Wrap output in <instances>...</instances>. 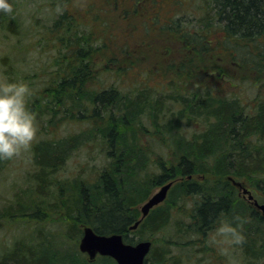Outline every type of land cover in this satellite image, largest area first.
Listing matches in <instances>:
<instances>
[{
    "label": "trees",
    "instance_id": "1",
    "mask_svg": "<svg viewBox=\"0 0 264 264\" xmlns=\"http://www.w3.org/2000/svg\"><path fill=\"white\" fill-rule=\"evenodd\" d=\"M188 1L198 3L196 12L202 16L190 11L193 21L180 18L174 26L155 30L178 37L182 54L188 53L174 61L178 69L174 75L184 86L192 79L193 70L201 81L228 83L215 85L213 81L211 87L203 89L198 83L194 90L184 87L186 97L180 99L112 85L96 88L94 82L105 80L108 73L101 72L90 56L95 48L81 41L74 18L62 12L48 28V48L52 46L57 53L63 50L65 62L48 70V85L28 96L27 106L36 120H45L44 131L31 146L33 187L25 191V202L16 198L15 208L11 205L0 211V218L39 224L61 215L62 243L55 241L59 237L54 234L48 235V240L40 235L18 237L0 253V264H79L74 256L81 257V264H116L101 256L89 262L77 251L82 227L103 235L121 234L125 243H135L128 228L139 218L137 204L148 198L151 187L169 181L173 185L166 206L154 208L139 223L133 231L138 233L136 241L143 240L145 233L151 237L162 231L172 216L178 215L171 208L183 203L187 211L178 215L176 232L187 236L188 243L192 236H204L217 228L230 213L235 198V188L226 177L246 182L254 197L264 203V0ZM135 3L142 2L134 0L130 9L134 13L138 10ZM130 10L121 13L122 20L129 19ZM150 22L156 24L157 20L153 17ZM5 29L12 32L7 26ZM146 31L150 33L148 27ZM211 32L216 35L212 40ZM107 47L103 39L97 49L102 54ZM208 55L228 60L231 73H227V66L207 71L208 65L203 63ZM232 69L240 75H232ZM240 86L252 94L245 102L240 98ZM71 122L89 127V135L81 140L62 137L59 133ZM94 137L104 159L103 166L95 170V179L89 174L80 179L61 177L69 152ZM143 138L161 145L150 149L153 158L143 152ZM6 159L0 158V171ZM146 166L148 172L144 171ZM50 198L52 207L44 215ZM256 221L260 225L254 229L245 221V231L238 236L249 261L257 252L243 239L251 240L254 246L264 244V218ZM66 245L75 247L73 254ZM152 246L144 264H168V260L176 264Z\"/></svg>",
    "mask_w": 264,
    "mask_h": 264
},
{
    "label": "rangeland",
    "instance_id": "2",
    "mask_svg": "<svg viewBox=\"0 0 264 264\" xmlns=\"http://www.w3.org/2000/svg\"><path fill=\"white\" fill-rule=\"evenodd\" d=\"M133 2L134 0H11L13 4L11 12L0 10V73L6 74L10 80L27 82L33 94L40 91L43 85H48V70L52 71L57 65L65 62L62 58L65 55L63 50L57 53L52 49V46L48 48V28L62 12H65L74 18V29L77 30L81 41L87 42L88 48H95L90 56L95 59L97 67H100L101 72L108 73L105 80L98 79L94 82L96 88L102 84L112 85L133 92L142 89L150 96L156 93L155 96H158V93H161L160 98H164L167 97L163 96L165 93L180 99L186 97L187 92L184 87H190L189 90H194L198 83L202 84L200 89L206 86L211 87L213 81L215 85L226 83L227 86L226 80L219 82L214 79L201 81L200 78L196 77V70L192 71V79L186 83L187 86H184L185 83H180L174 75L178 73L174 61L182 59L188 53L182 54L183 49L180 47L178 37L168 34L165 30L163 33L161 31L155 32L160 26L162 29L167 26H174L175 21L180 18L193 21L191 18H195L194 16H202L196 12L198 3H192L188 0H141L142 3L138 5L135 3L138 10L134 13L130 10ZM58 3L61 4L60 9L57 7ZM126 9L130 10V14L129 19L124 21L121 13ZM190 11H195L194 16L191 15ZM153 17L157 20L156 24L150 22ZM148 22L149 24L146 26ZM5 26L13 33L5 29ZM147 27L150 33H147ZM128 28L131 30L128 31ZM215 36L211 32L210 40ZM103 39L108 47L104 48L103 53L100 54L101 52L97 48ZM106 58H110L111 61L106 62ZM203 65H208L207 71L209 72L217 69L221 71L227 66V73H231L228 60L226 61L220 55L217 58H213V55L206 56ZM232 71V75L236 77L240 75L237 71L233 69ZM117 75L118 77H116ZM174 80L177 81L176 94L173 93ZM242 88L243 86H240V98L245 102L252 97V94L245 93ZM36 124L37 134L30 147L8 157L4 168L0 171V211L11 207V205L15 208L16 198L22 197L21 201L25 202V191H32L31 173L34 172L35 168L31 146L39 140L40 135L38 133L44 131V118L36 120ZM71 124L72 122L67 123L63 127L59 133L62 137L76 136L75 140H81L89 133V127L82 124ZM88 141L89 143L69 152L61 177L80 179L89 174L91 180L95 179V170L103 166L104 159L99 153L101 148L98 147L97 138L94 137ZM142 144L143 152L151 153L152 158L154 154L150 149H157V146H161L159 143L153 144L149 138H143ZM144 171H149L148 166L144 168ZM200 179L202 178L200 177ZM231 179V177H226L225 180L231 182L235 188L233 192L235 198L230 213L217 228L207 232L204 236H192L188 243L187 236L176 232V227L180 221L178 215L183 213L184 209L186 210L183 203L174 205L176 208H171L178 215L172 216L168 226L162 231L154 233L151 237L147 233L143 234V240L151 241L156 253L166 254V259L168 260L169 257L173 262L176 261V264H264V244L254 246L252 245L253 242L247 238H244L243 241L248 243L257 254L251 261L245 257V250L238 236L245 231L243 228L245 221L246 223L251 222L250 228L254 229L258 227L259 223L256 220L261 216L247 201V196L242 194V189L235 186ZM237 182L254 195L246 182ZM159 187H151L147 197L155 193ZM52 203L53 199L50 198L48 207L43 208L48 209L44 215L49 212ZM142 203L137 204L136 208L138 209ZM165 206L166 201L157 207ZM55 216L39 224L25 221L26 219L9 221L0 218V253L9 247L14 239L21 236L40 235L48 240V235L54 234L59 237L58 239L54 238L55 241L62 243L60 236L63 233L59 231L63 227L62 216L60 215L61 218ZM132 232L129 233V237L137 242L138 233ZM79 239L80 237L76 243L77 251ZM262 246L263 248L258 252ZM65 249L69 253L71 250V254H73L75 247H67L66 245ZM83 257L87 259L84 254ZM74 258L79 264L82 263L81 257L79 259L74 256ZM168 264H171V261L168 260Z\"/></svg>",
    "mask_w": 264,
    "mask_h": 264
},
{
    "label": "clouds",
    "instance_id": "3",
    "mask_svg": "<svg viewBox=\"0 0 264 264\" xmlns=\"http://www.w3.org/2000/svg\"><path fill=\"white\" fill-rule=\"evenodd\" d=\"M0 10L11 12V0H0ZM31 89L23 80L0 73V158L12 157L30 147L37 134L35 114L27 106Z\"/></svg>",
    "mask_w": 264,
    "mask_h": 264
},
{
    "label": "water",
    "instance_id": "4",
    "mask_svg": "<svg viewBox=\"0 0 264 264\" xmlns=\"http://www.w3.org/2000/svg\"><path fill=\"white\" fill-rule=\"evenodd\" d=\"M232 183L242 189L243 195L247 194L248 201L264 216V204H258L256 200H253L250 192L243 188L240 183L234 181ZM171 185L172 181L160 186L155 193L141 204L139 208L140 218L129 227V230H135L150 210L165 200ZM150 248L151 242L148 240L139 241L135 244H127L124 243L121 234H98L88 226L83 227L82 235L78 242L79 252L86 254L89 262L94 261L96 256H102L110 257L116 264H144Z\"/></svg>",
    "mask_w": 264,
    "mask_h": 264
}]
</instances>
